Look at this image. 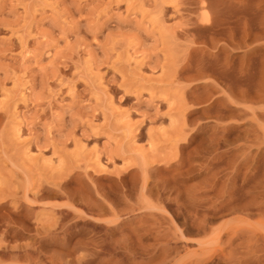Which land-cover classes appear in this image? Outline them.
<instances>
[{
  "label": "rangeland",
  "instance_id": "374dc122",
  "mask_svg": "<svg viewBox=\"0 0 264 264\" xmlns=\"http://www.w3.org/2000/svg\"><path fill=\"white\" fill-rule=\"evenodd\" d=\"M0 264H264V0H0Z\"/></svg>",
  "mask_w": 264,
  "mask_h": 264
}]
</instances>
